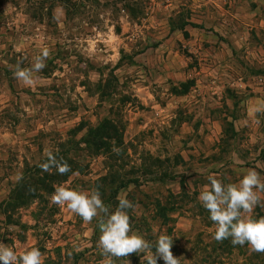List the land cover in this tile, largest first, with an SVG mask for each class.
Masks as SVG:
<instances>
[{"label": "rangeland", "instance_id": "374dc122", "mask_svg": "<svg viewBox=\"0 0 264 264\" xmlns=\"http://www.w3.org/2000/svg\"><path fill=\"white\" fill-rule=\"evenodd\" d=\"M45 48L34 82L18 81ZM261 104L264 0H0V245L42 264H147L166 234L179 264H264L215 241L198 200L209 174L264 178ZM50 152L71 171H42ZM57 186L98 190L111 211L126 196L151 251L102 255L100 217L53 204Z\"/></svg>", "mask_w": 264, "mask_h": 264}, {"label": "clouds", "instance_id": "9594fccd", "mask_svg": "<svg viewBox=\"0 0 264 264\" xmlns=\"http://www.w3.org/2000/svg\"><path fill=\"white\" fill-rule=\"evenodd\" d=\"M48 57L49 51L45 48L35 58L30 69L17 67L15 78L26 85L32 84L33 74L46 67ZM251 112H264V104L252 107ZM114 151L118 152L119 149ZM40 167L44 172L55 168L61 175L71 171L66 162L58 161L51 152L47 162ZM207 180L208 184L200 191L198 200L215 224L213 239L222 242L230 238L234 246L247 244L252 251L264 252V218L257 219L246 215L258 205L264 204L260 195L264 193V178L257 171L248 170L237 183L224 184L215 174H209ZM51 202L66 206L88 223L100 217L98 247L106 257H127L128 254L144 253L153 248V245L141 236L131 233L127 210L132 208L133 204L126 196L118 197V205L111 211L101 199L98 190L87 193L57 186ZM172 245L173 239L170 236L159 235L154 246L155 251L148 256L147 264H157L158 259H162L164 264H179V259L174 257L171 251ZM0 264H42V253L35 247L17 252L13 247L0 245Z\"/></svg>", "mask_w": 264, "mask_h": 264}, {"label": "trees", "instance_id": "16d2710c", "mask_svg": "<svg viewBox=\"0 0 264 264\" xmlns=\"http://www.w3.org/2000/svg\"><path fill=\"white\" fill-rule=\"evenodd\" d=\"M96 150H98V148ZM130 182H132V181H130ZM134 182L136 184L138 181L137 180H134ZM123 186H125V185H123ZM183 189H184V187H183ZM184 194H186V192L183 190V193L182 194H179V196H183Z\"/></svg>", "mask_w": 264, "mask_h": 264}]
</instances>
